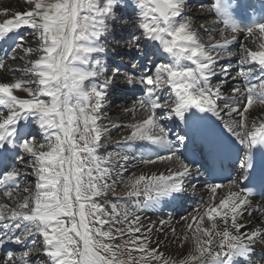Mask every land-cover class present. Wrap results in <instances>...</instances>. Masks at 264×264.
Masks as SVG:
<instances>
[{
    "label": "snow or ice",
    "instance_id": "6c2138e0",
    "mask_svg": "<svg viewBox=\"0 0 264 264\" xmlns=\"http://www.w3.org/2000/svg\"><path fill=\"white\" fill-rule=\"evenodd\" d=\"M25 3L0 21V264H264V11Z\"/></svg>",
    "mask_w": 264,
    "mask_h": 264
},
{
    "label": "bare ground",
    "instance_id": "6f19581e",
    "mask_svg": "<svg viewBox=\"0 0 264 264\" xmlns=\"http://www.w3.org/2000/svg\"><path fill=\"white\" fill-rule=\"evenodd\" d=\"M236 3H237V5H244V8L241 9L240 7H237L235 9H238V10H241V11L242 10H248L250 15H251V13L253 11H255L256 13H261L262 11H264V7H262V5H264V0H236ZM7 4L4 3V4H1V5L3 7H5V6L7 7ZM25 7H26L25 5H21L19 2H17V7L15 8V10L13 9L11 11V15L13 13H15L16 11L24 10ZM10 17H8V18H10ZM245 22H246V19H245ZM4 49L6 51H8L9 50V45L8 44H4V43H0V51L4 50ZM3 75L4 74L0 73V76H3ZM119 102H120V104L122 103V101H119ZM114 114L115 113L111 114V119H113V117H115ZM114 120H116V119H114ZM124 121L126 122L127 118ZM217 124H218V122H217ZM169 127L171 128L172 125H170ZM173 131H176V129H173ZM115 132L116 131H114V133ZM163 168H164L163 165H156V166H153L151 168V170H157V169L163 170ZM197 199H198V197H197ZM194 203H195L194 200H188V201H186L184 203V205L182 207H179V208L165 207V206L162 205L160 208L151 209V210H149L148 212L145 213L144 222L147 224L149 221H157L159 219H168V213H173L175 215V220H173V224H175V222L177 220H179V216L185 215L187 212L192 210V207L194 206ZM0 252H3V250L0 249Z\"/></svg>",
    "mask_w": 264,
    "mask_h": 264
},
{
    "label": "rangeland",
    "instance_id": "374dc122",
    "mask_svg": "<svg viewBox=\"0 0 264 264\" xmlns=\"http://www.w3.org/2000/svg\"><path fill=\"white\" fill-rule=\"evenodd\" d=\"M15 2V3H14ZM17 2H19L21 5H25L26 7L25 8H27V4L25 3V0H0V21H3L4 19H6V18H8V17H10L11 16V11L14 9L15 10V8L17 7ZM203 2L206 4L207 2H208V0H203ZM7 4V7L5 6V7H3L1 4ZM9 8V9H8ZM7 12V14H5ZM30 32V30L29 29H23V31H21V34H23V35H27L28 33ZM5 47V46H4ZM3 47V48H4ZM2 51H4V52H8V51H6L5 49L4 50H1L0 51V53L2 52ZM13 66H15V65H13ZM2 74H4L3 76H7L8 74H6V73H2ZM122 103H124L123 101H122ZM121 103V104H122ZM116 104H120V102L119 101H116ZM114 116L115 117H113V120L114 119H117V114H114ZM126 118H124V120H125ZM168 125H169V123H168ZM121 131H124L123 129H121V130H118V131H116L115 133L113 132L112 133V136H113V138H116L117 136H119L120 135V132ZM3 250V249H2Z\"/></svg>",
    "mask_w": 264,
    "mask_h": 264
}]
</instances>
